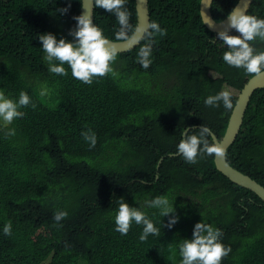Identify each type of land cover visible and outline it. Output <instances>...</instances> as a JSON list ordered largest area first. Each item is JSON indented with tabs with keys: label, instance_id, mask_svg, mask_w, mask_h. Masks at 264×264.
Returning <instances> with one entry per match:
<instances>
[{
	"label": "trees",
	"instance_id": "16d2710c",
	"mask_svg": "<svg viewBox=\"0 0 264 264\" xmlns=\"http://www.w3.org/2000/svg\"><path fill=\"white\" fill-rule=\"evenodd\" d=\"M238 1L214 0L215 21ZM201 6L202 0H148L150 22L166 29L152 37L151 65L137 61L143 40L116 54L112 71L88 84L73 78L67 64L66 75L50 73L37 38L51 32L72 40L80 0H0V92L16 99L23 90L35 104L0 128V264H179V243L202 220L221 230L220 264H264V202L218 171L214 156L189 164L175 155L184 128L205 125L209 142L211 134L223 139L237 95L252 77L222 60L226 48L203 23ZM124 7L137 26L136 0ZM248 14L264 18V0ZM94 19L114 40L115 16L95 6ZM249 43L264 51L259 38ZM225 87L232 109L204 104ZM9 128L14 135H5ZM87 129L96 133L95 147L81 136ZM226 158L264 187V88L251 96ZM154 196L174 204L179 220L172 228L169 217L146 205ZM121 197L142 207L158 235L141 241L143 226L134 223L125 235L115 231ZM57 210L68 213L59 222ZM5 222L11 235L2 233Z\"/></svg>",
	"mask_w": 264,
	"mask_h": 264
},
{
	"label": "clouds",
	"instance_id": "9594fccd",
	"mask_svg": "<svg viewBox=\"0 0 264 264\" xmlns=\"http://www.w3.org/2000/svg\"><path fill=\"white\" fill-rule=\"evenodd\" d=\"M86 0H80L82 8L88 11L73 17L76 21L74 29L69 35L72 40L66 38L57 39L51 32L38 34L41 42L43 59L48 64V71L60 76L66 75L65 64L71 69L73 78L83 83H92L94 77L104 76L112 71L110 61L117 54L116 44L127 42L129 46L139 43L143 38L146 42L139 47L137 61L141 67L147 69L152 63V37L157 33L164 35L166 29L160 27L157 22H151L147 29H141L138 25L132 26L129 22V13L124 7L125 0H91V3L106 10L115 16L119 30L115 33V39L109 40L103 35L102 29L93 24L90 8L85 7ZM250 0H240L236 6L228 12L226 21L227 28L217 32L221 44L226 48L222 53V60L229 66L243 68L244 72L251 74L253 78L264 76V51H255L250 41L259 38L264 41V18L247 13ZM62 11L66 12L67 9ZM203 23L211 24L210 19L201 11ZM222 24L224 21L221 22ZM235 30L239 35L231 34ZM138 33H144L138 35ZM216 42V39L213 38ZM47 94L46 88L40 89V95ZM232 93L225 87L215 95H208L204 104L217 107L223 104L224 108L232 109ZM35 107L30 96L21 90L16 99L9 98L0 92V128L11 124L14 119L23 116L19 111L21 107ZM197 128V127H195ZM184 128L181 132L182 139L178 142L175 155L181 156L186 163L194 164L198 156L223 157L225 147L216 142H209V128L203 125L199 130L189 131ZM15 134L14 128H9L5 135ZM81 136L89 143V147H95L97 142L96 133L91 129L82 130ZM149 208L156 209L160 216L169 217L167 227L172 228L179 220L175 214L174 204L169 202L165 196H154L145 201ZM68 215L66 210H57L53 214V220L61 221ZM115 231L121 235L129 232L130 226L134 223L142 225V232L139 235L141 241H145L149 235H158L160 229L154 225L142 207L130 206L121 197L114 215ZM164 226V225H163ZM4 235H11V223L5 222L2 226ZM221 230L213 227L210 223L202 220L195 224L192 238L183 239L179 243V264H220L221 258L226 254L225 246L220 242Z\"/></svg>",
	"mask_w": 264,
	"mask_h": 264
},
{
	"label": "water",
	"instance_id": "95a60500",
	"mask_svg": "<svg viewBox=\"0 0 264 264\" xmlns=\"http://www.w3.org/2000/svg\"><path fill=\"white\" fill-rule=\"evenodd\" d=\"M214 0H202L201 11H203L206 16L210 19L211 24L205 23L206 28L210 30L212 33L217 34L218 31L227 28L226 18L224 19V23L216 22L214 16L212 14V4ZM256 0H250L247 13ZM240 2V0L238 1ZM238 4V3H237ZM236 4V5H237ZM85 7L90 8V14L92 18L93 24H95L94 19V11L95 5L91 3V0H86ZM88 11V9L82 8V12ZM136 11L138 18V26L141 29H147L150 22L149 10H148V0H136ZM235 30H231V33ZM141 37L144 33H138ZM144 39L141 38L139 43L129 46L127 42H119L116 44L118 49L117 54L132 51L135 48H138L141 45V42ZM264 88V76L253 78L251 77L248 82L243 86L241 91L237 95L236 104L234 106L232 115L230 117L228 128L225 136L222 140H218L215 135L211 134L213 138V142L220 143L225 147V153L223 157H215V165L218 171L224 174L230 181L235 184L254 192L259 199L264 202V187L258 183L253 178L243 174L241 171L237 170L233 166H231L226 158L228 149L235 143L238 138V134L241 130L243 120L245 117V113L247 111L251 96L254 95L255 91L258 89ZM201 127H197L196 129H200ZM191 131V130H189ZM173 157H176L175 155ZM163 161V160H162ZM161 161V163H162Z\"/></svg>",
	"mask_w": 264,
	"mask_h": 264
},
{
	"label": "rangeland",
	"instance_id": "374dc122",
	"mask_svg": "<svg viewBox=\"0 0 264 264\" xmlns=\"http://www.w3.org/2000/svg\"><path fill=\"white\" fill-rule=\"evenodd\" d=\"M41 88H44V87H41ZM48 97H49V95H48V89H47V94L43 96V100L44 101H47Z\"/></svg>",
	"mask_w": 264,
	"mask_h": 264
}]
</instances>
